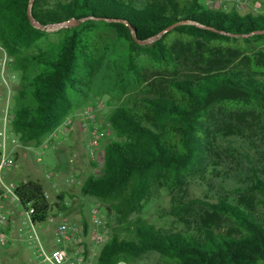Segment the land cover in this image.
Masks as SVG:
<instances>
[{"label":"trees","instance_id":"trees-1","mask_svg":"<svg viewBox=\"0 0 264 264\" xmlns=\"http://www.w3.org/2000/svg\"><path fill=\"white\" fill-rule=\"evenodd\" d=\"M30 1L0 0V46L19 73L11 130L20 144L41 146L88 101L115 102L104 115L114 135L99 174L80 188L115 223L96 264H137L150 254L160 264H264V15L214 12L198 0H33L38 28ZM69 18L78 25L47 44V26ZM219 153L246 162L249 184L232 192L253 194L262 213L224 199L192 201L241 234L206 228L201 240L132 218L154 190L181 202L192 180L220 173ZM44 193L34 180L15 187L33 225L53 207L69 208L64 193L53 204Z\"/></svg>","mask_w":264,"mask_h":264},{"label":"rangeland","instance_id":"rangeland-1","mask_svg":"<svg viewBox=\"0 0 264 264\" xmlns=\"http://www.w3.org/2000/svg\"><path fill=\"white\" fill-rule=\"evenodd\" d=\"M198 2L210 11H218L224 14L228 13L231 8V6L225 5V2L219 0H198ZM235 10L240 16L245 14L256 15L258 13L264 15V0H247ZM69 20L70 18L63 23L47 26L45 29L48 34L47 44L58 41L63 34V29L78 25V22L75 21V24L70 26L67 23ZM102 40H109V38L104 35ZM89 103L90 101L85 105ZM114 105L115 102L112 101L111 105L108 106L107 113L113 110ZM79 109L81 107L77 110ZM99 122L101 128L109 135L100 143L97 161L94 162L88 159L84 149L86 135L82 134L77 125L74 124L65 139L61 138L47 142L42 147L33 148V146H29L31 149L30 151L26 150L28 157L24 161L21 158V153H19L18 159L20 160H17L14 171L3 176L6 183L15 185L27 180L40 182L45 191L51 194V204L56 202L59 193H64L65 205H68L69 208L64 213H58L56 208L53 207L51 221L35 225V231L47 250L59 247L60 244L64 245L69 255L80 256L88 264H96L100 248L110 237L115 227V223L107 215L105 206L93 198L82 196L80 192L81 185L89 176H98L104 148L114 135L111 127L106 122V117H100ZM242 126L241 124L240 127ZM218 156L219 158H217L218 160L213 164V167L220 173H207L203 178L192 180L188 187V193L181 202L173 201L168 191L157 189L153 191L141 214L133 215L132 218L140 216L164 232L189 233L201 240L204 238L203 232L206 228L212 229L216 233H225L231 236L241 234L240 226L230 218L214 212L206 204L192 201L195 198H202L207 199L205 200L207 203H216L219 199H224L233 205L239 204L243 208L252 209L258 215L262 211L258 198L253 194L249 192L235 194L232 192L234 188H244L249 184L247 180L249 170L246 162L239 158L233 160L223 153H219ZM37 158H40L41 162H37ZM58 161L60 164H65V167L59 166ZM50 171H57L60 174L59 179L71 175L74 177L75 182L69 186H59L57 193L52 192L49 185L43 181V174ZM2 203L11 212L16 209L13 197L2 200ZM94 210L96 214L93 213ZM13 213L12 218L15 223L12 225V232L16 234L19 229L23 228V225L17 210ZM94 218L101 220L102 224L95 223ZM59 223H67L76 228V241L63 242L55 236L54 231ZM84 226L86 229H84ZM118 229L120 228L118 227ZM8 248L10 250L14 247L10 245ZM14 249L12 250L13 254L6 251L0 252V264H36L32 251L25 244H21ZM160 263V256L154 254L143 257L137 262V264Z\"/></svg>","mask_w":264,"mask_h":264},{"label":"built area","instance_id":"built-area-1","mask_svg":"<svg viewBox=\"0 0 264 264\" xmlns=\"http://www.w3.org/2000/svg\"><path fill=\"white\" fill-rule=\"evenodd\" d=\"M219 1L224 3L226 0ZM228 1L237 9L247 0ZM9 62V57L0 46V249L8 247L12 242L6 229L10 224L13 225L15 223L12 218V214L14 215L13 212L15 211L11 212L8 210L4 203H2V200H6L9 197L15 198L14 190L16 185L6 183L3 180V176L14 171L16 168V157L19 153H22L24 149H31L30 147L21 145L17 136L11 130L13 96L15 94V87L19 82V73L9 68ZM107 111V99L105 97L97 98L93 103H89L81 110L68 115L39 147L45 146L50 141L61 138L65 139L70 128L76 124L79 131L86 135L84 149L88 159L94 162L97 161L100 143L109 135L101 128L99 122L100 117H104ZM37 162H41V159L37 158ZM59 176L60 174L57 171L45 172L43 174V181L49 185L50 191L57 193L59 186H69L75 182L74 177L71 175L63 179H59ZM50 195L48 191H45V199L50 201ZM95 212L94 210L93 213L96 214ZM30 213L31 210L29 209L20 213L23 228L17 231L16 239L22 241L32 251L36 264H88L80 256L69 255L64 246L47 250L35 231V225L30 222ZM94 220L95 223L102 224V221L98 218H94ZM47 221H51V216L47 218ZM54 234L63 242L76 241L77 230L67 223H59Z\"/></svg>","mask_w":264,"mask_h":264},{"label":"crops","instance_id":"crops-1","mask_svg":"<svg viewBox=\"0 0 264 264\" xmlns=\"http://www.w3.org/2000/svg\"><path fill=\"white\" fill-rule=\"evenodd\" d=\"M225 5H229V6H231V8L229 9V10H231V9H233L232 7V3L230 2V1H228V0H226L225 1ZM33 148H35V147H33ZM26 150H29L30 151V149H24L23 150V152L21 153V158H22V160L24 161L27 157H28V152L26 151ZM17 157H18V155H17ZM17 160L19 161L20 159H18L17 158ZM17 160H16V162H17ZM58 165L59 166H62V167H65V164H60L59 163V161H58ZM7 200V199H6ZM14 201H15V203H16V209H13V211H15L16 212V210H17V212H18V214H19V217L21 218V220H22V217H21V215H20V213L22 212V210H21V208H19V206H18V204H17V201H16V199L14 198L13 199ZM20 212V213H19ZM19 218V219H20ZM7 233H8V235H10V237H11V240H12V242L10 243V245L12 246V247H14V248H16L17 246H20L21 244H24L22 241H19V240H17L16 239V234H17V232H16V234H13V232H12V225L10 224L8 227H7ZM20 244V245H19ZM9 245V246H10ZM59 246H62L61 244L59 245ZM64 246V245H63ZM58 247V246H57ZM13 248V249H14ZM9 248L8 247H5V248H3V249H0V252L2 251H6V252H10L11 254H13L12 253V250L13 249H10V250H8ZM15 250V249H14ZM16 251V250H15ZM68 252V251H67Z\"/></svg>","mask_w":264,"mask_h":264},{"label":"water","instance_id":"water-1","mask_svg":"<svg viewBox=\"0 0 264 264\" xmlns=\"http://www.w3.org/2000/svg\"><path fill=\"white\" fill-rule=\"evenodd\" d=\"M33 0L30 1V5L28 6V10H27V16L29 18V21L35 26V27H38V28H42V26H39L38 23H36L33 19V16L31 14V2ZM70 26L74 25L75 24V20L74 19H70L68 22H67Z\"/></svg>","mask_w":264,"mask_h":264}]
</instances>
